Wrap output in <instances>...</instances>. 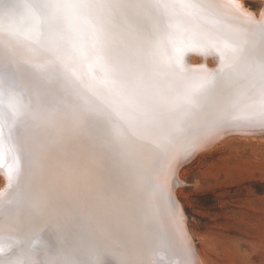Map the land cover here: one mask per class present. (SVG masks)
<instances>
[{
    "label": "snow or ice",
    "instance_id": "1",
    "mask_svg": "<svg viewBox=\"0 0 264 264\" xmlns=\"http://www.w3.org/2000/svg\"><path fill=\"white\" fill-rule=\"evenodd\" d=\"M239 9L236 0H0V170L11 189L0 192V264H145L142 247L151 264H199L183 232L164 228L158 194L169 215L179 209L158 178L177 144L187 155L200 133L264 131V16L219 19ZM12 41L42 62L17 60ZM189 50L214 53L217 66L186 76ZM18 73L52 87L32 95ZM67 137L87 138V153L70 157L71 201L44 183Z\"/></svg>",
    "mask_w": 264,
    "mask_h": 264
},
{
    "label": "rangeland",
    "instance_id": "2",
    "mask_svg": "<svg viewBox=\"0 0 264 264\" xmlns=\"http://www.w3.org/2000/svg\"><path fill=\"white\" fill-rule=\"evenodd\" d=\"M245 1L256 12L264 8L261 0ZM20 56L16 58L27 61L26 56ZM24 74H17L21 81ZM246 136L221 133L177 164L183 183L175 191L182 207L178 216H168L187 238L199 264H264V135L253 139ZM86 142L85 137L68 141L63 148L68 154L66 165L71 163L70 157L79 154V158L87 153ZM89 158L88 166L94 168L98 162L91 154ZM165 181H170L169 175L164 177ZM69 193L65 196L70 201L75 195Z\"/></svg>",
    "mask_w": 264,
    "mask_h": 264
},
{
    "label": "bare ground",
    "instance_id": "3",
    "mask_svg": "<svg viewBox=\"0 0 264 264\" xmlns=\"http://www.w3.org/2000/svg\"><path fill=\"white\" fill-rule=\"evenodd\" d=\"M30 1L31 0H28V2H30ZM261 1H263V6H264V0H261ZM37 2H38V0H37ZM41 2H45V1L41 0ZM218 2L226 3L227 0H218ZM236 3H238L240 5V9L239 10H233L231 12H223V13L219 14V19L222 22H224V23H237V22H239L237 17H238L240 12L251 14L256 19H260L262 16H264V8L262 9V11L256 12V11L252 10L250 7H248V5L246 4L245 0H236ZM6 40H7V37L5 36V34L2 31H0V50L3 49ZM12 42L14 43L15 46L17 45L19 47V49H20V50H17L18 47H15V46H13V44H11V49L14 51L15 55L17 54L16 57H18V54H19V56L22 55L20 57L26 56L27 61L42 62L43 59L41 60V57L40 58H36V57H33L31 55V53L28 50V47H26L27 41L23 42V44H25L24 47L21 44H17L15 41H12ZM24 49H25V51H24ZM26 52L29 53L30 56H27ZM202 65L206 66L207 69H214L217 66V59L215 57V54L214 53H209L208 55H201L196 50H189V51H187L185 53V55H184V74L187 72L186 69H188V66H189L191 71H192V74L189 77L196 76L201 71H203V69L200 67ZM24 76H25V74H24ZM22 78H23V75H22ZM30 84L36 86V88L34 89L35 91H33L32 95L43 93L45 90H47L50 87H52V85L40 80L39 78H34V81H30ZM129 132L131 133L130 129H129ZM226 133H244V135H247V136L251 135L252 137L251 136L250 137L252 139L256 135H264V131H261L259 129L256 130L255 132H252V133H247V132H244V131H241V130H231V131L226 132ZM209 135H211V134H209V133H200V134H198V136L194 139V143L198 144V147H196L195 149L191 150L189 152V154L190 153H194L195 151H198L199 149H202L204 146H206L208 143L212 142L216 137H218V136H216L214 139H210V140L206 139V137L209 136ZM247 136L245 137L246 139L250 138V137H247ZM239 137L241 138V136H239ZM239 137H237V138H239ZM70 139H75V137H67L64 140L63 144L61 145L62 149L67 145V143H68V141ZM228 139H230V138H228ZM254 140H256V138ZM74 147H75V145H74ZM189 154H187V155H189ZM77 155H79V154H77ZM187 155L184 154V145L182 143H178L177 144V150H176L175 154H173L169 158V161H168L170 163L171 169H172L171 172L168 174L169 175V180L172 182L171 183L170 194H171V196H173L176 199L177 207L179 209V212L181 211L180 210V206L182 204L180 205V203H179V201H178V199L176 197L175 188H176V186L178 184H181L183 182H182L181 177H180V175L178 173V169L179 168H178L177 164H180V162H182L184 157L187 156ZM51 156H52V159H51L50 165H49V167L47 169V175H46L45 180H44L45 186L49 187V188H53V187L60 188V189H62L64 191L65 195L68 194L69 192H71V196H72V193H74V195L76 196L75 192L72 190V186L70 185V183L68 181V165L65 164L66 163V158H65L66 155H65L64 150H59L56 147H53L52 150H51ZM95 161H97L98 164H95L94 168L99 167V161L98 160H95ZM65 168H67V174H64ZM0 173L3 175V176L0 175L2 177V180H1V183H0V192H8L11 189L6 187V177L4 175V172L2 170H0ZM164 177H159L158 178L161 183H164ZM69 195H70V193H69ZM69 195H68V197H69ZM71 196H70V198H71ZM72 198H73V196H72ZM70 201H71V199H70ZM157 205H158V207L160 208V211H161V215H162V219H163V224H164L165 230L170 235H175L178 232H180L181 230L179 229V227L176 226V224H174L173 220L168 216L166 201L162 197V195H160V194H158V196H157ZM106 211L109 212V213H112V212L115 211V209L109 207V208L106 209ZM183 214L184 213H182V215ZM26 220H27L26 214L22 210L21 213H20V216L18 217V221L21 224H24V223H26ZM2 223H3V220L0 219V224H2ZM193 246H195V245H193ZM194 248L197 249L196 247H194ZM140 254H141V258L144 260L145 264H151V261H152L153 258L151 256L150 252L148 251L147 247H142L141 250H140Z\"/></svg>",
    "mask_w": 264,
    "mask_h": 264
},
{
    "label": "water",
    "instance_id": "4",
    "mask_svg": "<svg viewBox=\"0 0 264 264\" xmlns=\"http://www.w3.org/2000/svg\"><path fill=\"white\" fill-rule=\"evenodd\" d=\"M30 3H32V0L30 1ZM24 51H25V49H24ZM25 53V52H24ZM23 54V53H22ZM26 54H27V56H30L29 55V53H27L26 52ZM19 55V54H18ZM17 59V58H16ZM17 60H19V59H17ZM20 62H26V61H21L20 60ZM187 70V72L185 73V75L186 76H191V74H192V71H191V69H190V67L188 66V69H186ZM23 74V73H22ZM19 79V78H18ZM30 81H34V78H29L28 76H27V74H25V78H24V81H21L20 79H19V82H20V85H22V88H24V89H26L27 90V92L28 93H30V94H32L33 93V91H35L34 89L36 88V86H34V85H32V84H30ZM172 197V199L174 200V201H176V199L173 197V196H171ZM149 251V250H148Z\"/></svg>",
    "mask_w": 264,
    "mask_h": 264
}]
</instances>
